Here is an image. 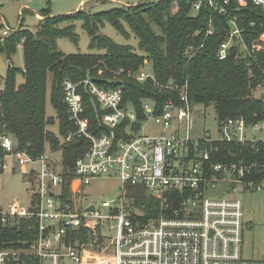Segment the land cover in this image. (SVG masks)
<instances>
[{
	"label": "built area",
	"instance_id": "1",
	"mask_svg": "<svg viewBox=\"0 0 264 264\" xmlns=\"http://www.w3.org/2000/svg\"><path fill=\"white\" fill-rule=\"evenodd\" d=\"M213 2L207 0L209 6ZM235 2L264 9V0ZM200 6L196 2L193 10ZM23 11L20 7L19 15ZM0 21V40L18 31ZM229 25L217 59L233 50L238 60L256 63L264 53V33L246 44L235 22ZM212 34L210 27L200 42L188 45L187 62ZM130 76L138 83L154 80L143 69ZM62 87L71 127L60 145L77 140L88 145L70 169L61 166V149L47 146L49 156L35 157L9 135H0V172L14 170L8 163L13 157L34 181L30 209L0 208V228L22 230L24 237L0 247V264H264L243 257L245 223L238 199L240 192L264 189V140L248 134L249 129L264 132V112L250 123L243 117L216 119L212 135L198 122L185 80L165 87L177 98L166 102L161 114H155L154 102L143 103L145 121L160 127L158 135L148 136L139 134L145 121L138 126L135 109L123 103L122 87L105 89L89 76L77 83L66 80ZM254 97L264 105V78ZM37 163L38 173L27 170ZM99 179L119 182V194L103 201L102 210L84 201L86 189Z\"/></svg>",
	"mask_w": 264,
	"mask_h": 264
},
{
	"label": "trees",
	"instance_id": "2",
	"mask_svg": "<svg viewBox=\"0 0 264 264\" xmlns=\"http://www.w3.org/2000/svg\"><path fill=\"white\" fill-rule=\"evenodd\" d=\"M198 1L201 6L193 16L191 11ZM222 8L224 10L220 12ZM38 14L43 19L38 20L35 32L18 29L0 40V52L9 63L6 78L3 81L0 78V135H9L35 157L45 152V146L52 151L61 149V166L71 169L83 147H87L85 140L60 145V140L47 130L53 122L45 112L49 97L63 137L71 127L63 102V82L77 83L87 76L99 80L97 84L105 89L122 87L123 103L135 109L138 126L146 120L142 109L145 101L154 102L155 114H161L165 103L177 98L176 92L165 87L171 83L181 85L185 80L188 81L191 104L212 106L218 120L243 117L250 123L263 118L264 105L253 92L264 78V53L258 54L256 63L250 65L235 58L233 50L222 61L216 57L220 44L230 31L229 21L235 22L242 30L246 44L264 33V9L261 7L251 3L239 5L235 0H230L229 4L214 0L212 6L207 0H142L134 6L93 15L78 10L56 16L49 9ZM78 21L82 22L90 39V53L66 55L57 49L56 41L67 38L76 43L75 23ZM122 21L138 39L145 56L137 55L128 46L117 45L99 33L104 23L121 28ZM210 27L213 34L187 62L186 48L192 42H200ZM195 32L198 36L194 38ZM19 44L23 47L24 59V68L20 70L11 63ZM146 61L151 63L154 80L138 83L130 75ZM119 70L123 73L117 75ZM17 75L23 79L19 85H16ZM114 77L117 80L113 81ZM139 201L145 200L140 198ZM22 238V230L9 233L0 228V247Z\"/></svg>",
	"mask_w": 264,
	"mask_h": 264
},
{
	"label": "rangeland",
	"instance_id": "3",
	"mask_svg": "<svg viewBox=\"0 0 264 264\" xmlns=\"http://www.w3.org/2000/svg\"><path fill=\"white\" fill-rule=\"evenodd\" d=\"M141 0H0V18L2 17L9 28L19 30H28L35 32L38 20L35 17V13H40L44 10H50V12L56 16L68 15L78 10L86 11L93 15L99 12L110 11L113 8H121L122 6H134ZM151 2H158L160 0H150ZM82 3V4H81ZM80 5L76 9L77 5ZM125 6V7H126ZM24 8V11L19 15L18 9ZM176 9L173 10V12ZM195 11H191V15H195ZM39 15V14H38ZM41 16L42 20L43 17ZM21 24V26H20ZM121 28L115 27L110 23H104L99 28V33L109 38L113 43L122 46H128L131 50L139 56H145V52L140 49L138 45V39L132 34L129 26L126 22L122 21ZM152 28H156L152 25ZM0 33H1V21H0ZM75 33L78 36L77 42H73L67 38H59L56 41L57 49L68 54H87L89 50V37L86 31L83 29L81 21L75 23ZM92 53H98V51H92ZM12 66L17 69L24 68L23 59V47L21 44L17 46L15 54L11 57ZM9 63L4 55L0 52V78L3 81L7 76ZM150 73L151 63L146 61V64L141 67ZM1 81V87H2ZM23 81L20 75L16 77V85H19ZM50 85V84H49ZM254 94V92H253ZM258 92H256V97ZM46 116L52 119V124L47 126V130L63 141L57 113L54 110L51 100L48 97L45 105ZM194 112L198 119V122L209 130L212 135H215L217 125V115L212 106L195 105ZM249 135H255L257 139L264 140V132H251ZM160 127L155 125L152 120H147L141 124L139 134H145L148 136L158 135ZM46 155H50L47 152V146H45ZM10 168L4 172H0V208L3 210H9L12 205L17 204L18 207L28 210L32 204V191L34 181L29 176L23 175L18 163L13 157L8 158ZM27 170H34L36 173L40 171V164H29ZM119 194V182L115 179H99L93 181V183L86 189L84 201L89 203L95 202L101 209L103 201L112 199ZM215 194V193H213ZM212 195V194H211ZM238 199L243 204V219H244V231H243V257L245 259L254 261H264V189L260 192H240ZM104 211V210H103ZM62 264H74L67 260Z\"/></svg>",
	"mask_w": 264,
	"mask_h": 264
},
{
	"label": "crops",
	"instance_id": "4",
	"mask_svg": "<svg viewBox=\"0 0 264 264\" xmlns=\"http://www.w3.org/2000/svg\"><path fill=\"white\" fill-rule=\"evenodd\" d=\"M81 4H82V3H81ZM81 4L77 5V6H76V9H78V8L80 7ZM136 4H137V3H136ZM124 6H126V5H124ZM53 15H54V14H53Z\"/></svg>",
	"mask_w": 264,
	"mask_h": 264
},
{
	"label": "water",
	"instance_id": "5",
	"mask_svg": "<svg viewBox=\"0 0 264 264\" xmlns=\"http://www.w3.org/2000/svg\"><path fill=\"white\" fill-rule=\"evenodd\" d=\"M142 1V0H141ZM139 3V2H138ZM95 82H99V80H94ZM93 208H91V210H92Z\"/></svg>",
	"mask_w": 264,
	"mask_h": 264
}]
</instances>
